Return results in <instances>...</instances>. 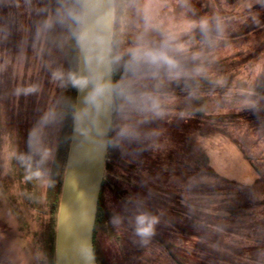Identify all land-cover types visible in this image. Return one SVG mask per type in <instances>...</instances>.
Wrapping results in <instances>:
<instances>
[{"label":"rangeland","instance_id":"374dc122","mask_svg":"<svg viewBox=\"0 0 264 264\" xmlns=\"http://www.w3.org/2000/svg\"><path fill=\"white\" fill-rule=\"evenodd\" d=\"M38 12L0 0V264H55L65 78ZM112 46L133 69L110 130L101 264H264V0H115ZM161 52L174 64L148 55ZM141 212L159 221L147 243Z\"/></svg>","mask_w":264,"mask_h":264},{"label":"water","instance_id":"95a60500","mask_svg":"<svg viewBox=\"0 0 264 264\" xmlns=\"http://www.w3.org/2000/svg\"><path fill=\"white\" fill-rule=\"evenodd\" d=\"M115 0H82L77 94L56 223L55 264H98L94 233L113 121Z\"/></svg>","mask_w":264,"mask_h":264},{"label":"trees","instance_id":"16d2710c","mask_svg":"<svg viewBox=\"0 0 264 264\" xmlns=\"http://www.w3.org/2000/svg\"><path fill=\"white\" fill-rule=\"evenodd\" d=\"M38 5V15L44 20L49 15L51 17L48 26L49 41L48 44L55 51V55L60 57L62 69L64 73L65 84V98H64V120L61 124V131L59 134L58 150L61 157V169H59L58 179L55 178V188L52 194L51 210L53 217L49 221V230L54 240L55 227H56V212L59 202V191L62 183L63 170L65 168L67 154L69 149V142L71 138L73 126V114L75 106V97L77 91V66H78V53H79V38L81 28V15H82V0H35ZM111 57L113 61L114 71V104H113V122L118 116L120 108L127 104L131 94L130 89H125L122 79L125 77L124 71L133 69L130 60L124 55H118L112 46ZM113 124V123H112ZM107 157L109 158L110 147L108 146ZM106 169L110 170L109 163H106ZM107 186L106 179L103 180L102 190ZM102 190L99 199L98 213L95 224L94 233V247L98 264H101L97 254V247L95 238L97 235V228L99 227L102 216ZM180 264H183L180 262Z\"/></svg>","mask_w":264,"mask_h":264},{"label":"clouds","instance_id":"9594fccd","mask_svg":"<svg viewBox=\"0 0 264 264\" xmlns=\"http://www.w3.org/2000/svg\"><path fill=\"white\" fill-rule=\"evenodd\" d=\"M207 22H202V27H206ZM149 56L153 60H163L168 64H174V61L171 60L167 55L164 53H148ZM34 175L39 176L40 173L36 172ZM158 217L151 215L148 212H141L135 218V233L138 237L141 238V243H147L148 240L155 234V228L158 224Z\"/></svg>","mask_w":264,"mask_h":264}]
</instances>
